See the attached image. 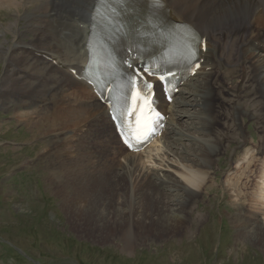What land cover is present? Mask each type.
<instances>
[{
  "label": "bare ground",
  "instance_id": "obj_1",
  "mask_svg": "<svg viewBox=\"0 0 264 264\" xmlns=\"http://www.w3.org/2000/svg\"><path fill=\"white\" fill-rule=\"evenodd\" d=\"M92 1L0 0L3 60L32 72L34 80L29 82V75L18 78L17 69L6 64L1 97L18 101L12 105L17 122L36 130L45 127V144L57 143L53 155H38L36 160L46 164L51 184L47 186L61 198L72 225L90 228L100 236L109 230L124 252L150 241L190 238L194 229L206 224L202 215L194 214L193 204L214 188L217 173L213 166L223 144L240 140L230 155L237 166L228 172L235 174L220 186L225 194L230 193L229 202L242 221H232L238 229L235 240L245 239L247 225L264 245V222L250 211L264 209V162L257 185L253 182L258 162L264 158V135L255 143L242 130L247 118L264 130V52L251 43L254 38L264 41V0H166L174 17L203 33L207 47L200 71L182 86L172 106L165 108L169 117L165 133L138 154L118 145L105 119L106 108L94 102L80 82L34 56L48 53L64 67L84 64V39L77 25ZM5 11L13 23L1 22ZM20 20L26 22L24 31L18 27ZM6 33L12 38L8 40ZM4 43L9 44L4 47ZM219 76L231 87L225 95ZM26 97L29 105H41L42 119L40 113L28 117L18 111L26 105ZM219 126L229 130L224 133ZM102 237L105 241L106 236Z\"/></svg>",
  "mask_w": 264,
  "mask_h": 264
},
{
  "label": "rangeland",
  "instance_id": "obj_2",
  "mask_svg": "<svg viewBox=\"0 0 264 264\" xmlns=\"http://www.w3.org/2000/svg\"><path fill=\"white\" fill-rule=\"evenodd\" d=\"M1 22L9 24L14 20L5 11L1 15ZM22 22L25 21L20 20L18 27L24 31L26 26L21 29ZM6 37L8 40L12 38L9 33H6ZM2 41H5L4 36L0 39ZM4 44L6 47L9 43ZM2 59L0 51V92L7 71ZM12 69L15 70L14 67ZM223 82L228 84V81ZM64 85L67 87V82ZM220 87L223 95L231 90L230 86L229 89L224 87L222 82ZM225 97L229 98V95ZM26 99L24 102L30 103ZM0 105V264H264V245L258 242L255 235L253 237L251 227H244L248 233L242 242L235 240L238 229L232 221L238 220L239 212L229 202L230 193L225 194L220 186L235 174L228 172L229 168L237 166L232 164L234 159L230 155L240 140L223 144V150L216 158L219 161L213 166L217 173V185L212 187L211 193L202 194L197 205L193 204L196 209L194 214L202 215L206 224L194 229L195 233L190 238L150 241L147 246H137L133 252H124L120 248L122 243L117 238L113 239L109 230L100 236L90 228L80 230L72 225L73 221L68 210L62 206L61 198L47 186L50 183L46 178V164L36 160L38 155H53L57 143L50 146L45 144L48 136L43 135L46 130L44 126L36 130L22 121L14 120V107L3 105L1 93ZM39 106L31 104L29 108L19 109L23 108L21 112L28 117L30 113L33 116L40 113V118H43ZM184 121L183 118L180 123L183 125ZM245 124V136L251 134L256 143L259 135H264V130L248 118ZM219 129L224 133L227 132L225 129L229 130L225 126L224 129L219 126ZM242 151L237 152L240 154ZM260 164L258 168L262 172ZM259 171L254 174V186L259 180ZM254 186L252 191L256 190ZM255 208L250 209L251 213L264 222V209ZM102 236H106L105 241L99 239Z\"/></svg>",
  "mask_w": 264,
  "mask_h": 264
},
{
  "label": "snow or ice",
  "instance_id": "obj_3",
  "mask_svg": "<svg viewBox=\"0 0 264 264\" xmlns=\"http://www.w3.org/2000/svg\"><path fill=\"white\" fill-rule=\"evenodd\" d=\"M154 3H159V0H154ZM190 55L194 57L195 56V52H190ZM129 67H131V65H129ZM196 67H199V65L197 64ZM144 71L148 75H153V73L149 69H147V68H145ZM138 76H139V73H136L135 75H133L132 77H130V83L132 84V87L134 89V91L132 92L131 99H132L134 105H137V106H139V101L143 100L144 103L147 104L149 106V108H150V104L148 103L150 97H148L146 95H142V93H144L146 91L147 92H150L151 89L153 88V84H151V83L143 80V78H140L141 81H142V86L138 90H136L137 89L136 79H137ZM158 79L161 82H163V81H165L166 76L165 75H160L158 77ZM110 107H113V106L110 105ZM113 119H116V117L114 116ZM150 134H151V132H149L147 135H144L142 139L143 140L148 139V135H150ZM142 139L140 137H137V142L138 143L142 142ZM125 142L128 143L127 140Z\"/></svg>",
  "mask_w": 264,
  "mask_h": 264
}]
</instances>
